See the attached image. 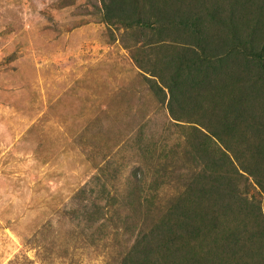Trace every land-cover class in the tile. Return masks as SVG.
Instances as JSON below:
<instances>
[{"label": "rangeland", "instance_id": "1", "mask_svg": "<svg viewBox=\"0 0 264 264\" xmlns=\"http://www.w3.org/2000/svg\"><path fill=\"white\" fill-rule=\"evenodd\" d=\"M253 5L0 0V264H264V191L210 135L216 58L181 67L196 58L200 21L212 56L226 61L233 25L264 48ZM246 63L260 117L224 138L250 143L251 164L264 146V75ZM201 74L202 120L197 91L180 90ZM162 80L179 85L175 114ZM190 223L200 229L186 240L196 239L176 256L162 237Z\"/></svg>", "mask_w": 264, "mask_h": 264}, {"label": "trees", "instance_id": "2", "mask_svg": "<svg viewBox=\"0 0 264 264\" xmlns=\"http://www.w3.org/2000/svg\"><path fill=\"white\" fill-rule=\"evenodd\" d=\"M234 1L238 3L240 2V0ZM252 3L254 4L252 6V10L258 12L260 11L259 13H257V16L258 14L264 15V0H252ZM198 4L199 2H197L194 6L195 10L198 9ZM210 14L212 15L211 20L213 21V23H216V21L217 23L218 21L221 22L222 18H220V11L215 9L213 5H210ZM243 22L245 23V21ZM244 23L243 26L245 27ZM259 26L264 27V25ZM259 26L258 28L260 29ZM238 29L235 25L229 28V30H231V35H233L230 37V41H225L223 43L224 46H226L224 49V51H226V55L224 56V59H226V61H224L220 55L212 56L210 50L215 48V46L213 45V38L211 36L210 38L206 37V34L204 33V30L202 28V23L200 21L199 29H197V31L195 32V34L198 35V43L196 44L197 46H195V48L198 47V50L195 51L196 58L194 59V61L187 60V58L184 59L182 61L181 67L183 69H188V72H190V68H193L195 66L197 67L199 61H203L205 63L206 59H210V57L216 58V62L214 63L212 68H210V82L208 88L211 98V106L209 109L210 121L213 120V122H210V135L218 141H222L228 149L229 153L224 154L223 157L226 155L230 160V169L233 168L236 170L237 166H235V163H237L240 166L241 170H243L245 173L248 172V174H250V176L254 178L257 184L264 191V146H261L257 149V154L260 158L255 159L254 162L252 161L251 164H248V158H246V154H248L250 150L252 152L254 151L253 148L249 147L250 143L244 140L242 141V147H233L228 139L224 138L226 135L235 136V134H238V136L239 134L240 136H243L246 126L254 125V121H256V119H259L260 113L258 111V107L262 106L263 102L259 100L260 90L258 89V86H255L254 82L252 81L253 73L251 67L247 65L246 61L256 63V65L253 66V68L257 70L256 72H254V74L260 73L264 75V48H258L257 42L254 40V38L250 37L249 39L247 37H244L241 33H239L238 35ZM205 76L206 75L201 74L200 77L193 78L187 75L186 85L188 86V88L184 86V88L180 89L184 90L181 94H186L188 91L190 93H193L194 89L197 91L196 94L199 96L200 101L194 104L192 110L194 111V113L197 111L199 119L201 120L207 117L202 113V111L207 112L205 111L207 108L204 106L206 100L202 101L205 97L200 96V94H206L207 89L204 90ZM162 82L169 89V91H171L172 98H174V105L170 110L173 114H175V104L177 105V107L180 105H185V101L179 99V97L175 102V98H177V95L173 91L175 89L174 87H178L179 85L178 83H175L174 85L169 86L165 81L162 80ZM255 97L257 101L253 102ZM173 116L175 117V115ZM179 118L182 119V117ZM175 119L179 120L176 117ZM211 136L210 140L212 139ZM239 155H242V157H240ZM215 167L216 168H214V170L217 169V166ZM228 183L229 182H226V184ZM213 192L216 193L217 191ZM223 195L224 197H226L225 194ZM223 207L225 208V211L235 213V209L233 207ZM193 223L185 224L189 229H183L185 231L183 236H180L178 234L174 235V226H172L173 224H170L173 229L172 227H170L167 231V235L162 238L165 239V245L169 247L172 254L178 256V254H180L187 248L190 241L196 239V237H194L190 241L186 240L187 236L190 237L197 235L195 230L200 229V227H198L199 229H196L193 226ZM211 226L212 224L210 225V227ZM190 229L194 230L191 231ZM210 242L212 243V239H210ZM231 244L234 250L236 246L242 245L240 239L238 238L233 240ZM187 261L190 260L187 259Z\"/></svg>", "mask_w": 264, "mask_h": 264}]
</instances>
